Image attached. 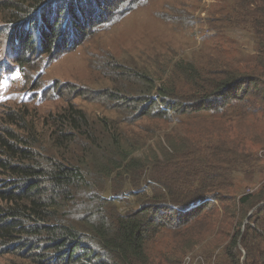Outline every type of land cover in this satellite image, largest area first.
Listing matches in <instances>:
<instances>
[{"label": "trees", "instance_id": "trees-1", "mask_svg": "<svg viewBox=\"0 0 264 264\" xmlns=\"http://www.w3.org/2000/svg\"><path fill=\"white\" fill-rule=\"evenodd\" d=\"M153 1L31 0L14 14L15 63L78 49ZM212 2L205 21L225 42L200 62L101 71L126 83L105 94L111 116L74 104L39 125L28 107L1 116L4 254L183 264L201 249L206 264H264V0Z\"/></svg>", "mask_w": 264, "mask_h": 264}, {"label": "rangeland", "instance_id": "rangeland-1", "mask_svg": "<svg viewBox=\"0 0 264 264\" xmlns=\"http://www.w3.org/2000/svg\"><path fill=\"white\" fill-rule=\"evenodd\" d=\"M30 2L0 0V126L2 115L9 111L17 114L24 107H28L29 120L37 125L45 116L57 114L68 104L92 111L97 117L111 116L107 110L111 104L105 94H114L126 86L124 79L116 74L101 75V71L111 69L112 63L127 66L132 62L159 63L158 68L165 70L178 60L200 62L208 46L225 42L215 39L216 35L210 32L205 21L214 5L212 0H155L132 13L115 29L101 33L78 49L69 47L66 54L55 55L49 60L30 55V62L23 72L15 63L18 46L13 42V35L21 23L17 22L20 17L16 18L14 14L21 8L26 9L24 5ZM61 5L63 2L53 8ZM112 15L117 16L116 11ZM169 20L175 21L176 25ZM176 20L183 21L176 23ZM180 26H183L182 30ZM99 92H104L103 99L92 104V98ZM128 131L135 132L131 128ZM138 137L137 134L134 138ZM146 150L148 147L139 151L136 157L143 158ZM126 208L123 204L122 210L126 211ZM199 250L186 257L183 264H206ZM4 252L0 248V264L49 262L44 261V252L40 248L26 253L25 258Z\"/></svg>", "mask_w": 264, "mask_h": 264}]
</instances>
